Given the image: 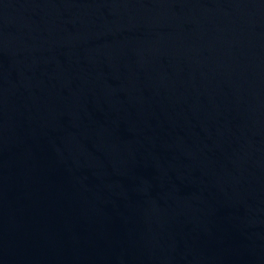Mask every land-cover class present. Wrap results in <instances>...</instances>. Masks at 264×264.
<instances>
[{
  "label": "water",
  "instance_id": "water-1",
  "mask_svg": "<svg viewBox=\"0 0 264 264\" xmlns=\"http://www.w3.org/2000/svg\"><path fill=\"white\" fill-rule=\"evenodd\" d=\"M0 264H264V0H0Z\"/></svg>",
  "mask_w": 264,
  "mask_h": 264
}]
</instances>
